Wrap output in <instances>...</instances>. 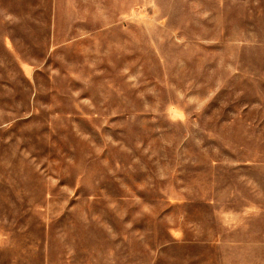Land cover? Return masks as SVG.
<instances>
[{
  "label": "rangeland",
  "instance_id": "374dc122",
  "mask_svg": "<svg viewBox=\"0 0 264 264\" xmlns=\"http://www.w3.org/2000/svg\"><path fill=\"white\" fill-rule=\"evenodd\" d=\"M0 264H264V0H0Z\"/></svg>",
  "mask_w": 264,
  "mask_h": 264
}]
</instances>
